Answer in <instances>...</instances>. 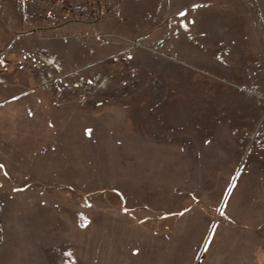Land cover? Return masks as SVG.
I'll return each mask as SVG.
<instances>
[{
  "label": "rangeland",
  "instance_id": "1",
  "mask_svg": "<svg viewBox=\"0 0 264 264\" xmlns=\"http://www.w3.org/2000/svg\"><path fill=\"white\" fill-rule=\"evenodd\" d=\"M108 1L0 0V264H264V0Z\"/></svg>",
  "mask_w": 264,
  "mask_h": 264
},
{
  "label": "built area",
  "instance_id": "2",
  "mask_svg": "<svg viewBox=\"0 0 264 264\" xmlns=\"http://www.w3.org/2000/svg\"><path fill=\"white\" fill-rule=\"evenodd\" d=\"M73 0H68L62 14L55 20L60 22L76 21L84 22L99 20L102 17L112 15L113 9L108 0H79L82 5H74Z\"/></svg>",
  "mask_w": 264,
  "mask_h": 264
},
{
  "label": "snow or ice",
  "instance_id": "3",
  "mask_svg": "<svg viewBox=\"0 0 264 264\" xmlns=\"http://www.w3.org/2000/svg\"><path fill=\"white\" fill-rule=\"evenodd\" d=\"M193 7H196V5H193ZM181 15H183V13H181Z\"/></svg>",
  "mask_w": 264,
  "mask_h": 264
}]
</instances>
